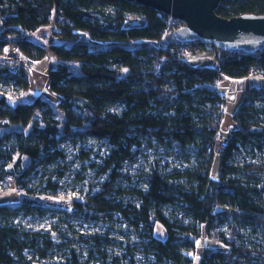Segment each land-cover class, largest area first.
Instances as JSON below:
<instances>
[{
	"label": "trees",
	"instance_id": "trees-1",
	"mask_svg": "<svg viewBox=\"0 0 264 264\" xmlns=\"http://www.w3.org/2000/svg\"><path fill=\"white\" fill-rule=\"evenodd\" d=\"M216 13L222 18L264 15V0H223ZM59 16L69 23L55 35L70 42V47L46 48L26 39ZM0 20V37L16 36L29 62L44 59L49 51L60 61L48 74L49 89L59 98L56 105L42 97L32 103L7 99L8 94L21 99L30 82L24 67L17 72L8 64L0 67V81L8 87L0 96L7 116L0 119V188L6 190L14 182L23 191L25 179L36 173L41 161L64 160L59 149L63 126L64 136L75 141L93 138L110 146L102 167V173L110 172L109 180L86 201H74L72 209L104 225L119 216L132 234V241L124 244L109 233L69 230L72 241L59 243L50 231H21L6 221L8 216L45 215V207L31 195L19 206L0 205V264H45L55 257L54 264H124V260L128 264H193L187 252L197 248L203 225L209 237L228 251L209 249L200 264H264V163H231L240 146L264 148V108L257 106L264 102V88L246 90L233 115L236 129L222 151L217 150L227 115L217 80L223 75L241 79L254 73L264 77V50L247 54L198 42L177 43L167 32L182 27V22L171 23L170 17L132 0H0ZM81 32L88 34L91 44L80 41ZM132 41L144 43L134 50L121 45ZM98 42L113 44L97 50L92 43ZM185 45L192 54L215 53L219 68L191 66ZM5 46L0 39V56ZM72 62L81 63L79 74L71 71ZM11 134L17 139L8 146ZM145 139L160 146L171 142L184 149L193 147L196 165L164 174L157 161L143 174L142 187L117 188L124 165L138 160ZM218 152L220 176L214 179L211 172ZM25 160L28 165L23 167ZM58 174L63 177L62 171ZM39 188L40 194H54L59 183L41 181ZM166 207L179 208L192 223L169 218ZM70 215L63 213L62 222H68ZM225 220H235L227 235L216 231ZM241 222L262 229L258 247L238 244ZM157 224L166 231L164 240L156 236ZM76 242L86 249L73 247ZM118 250L125 254L118 256Z\"/></svg>",
	"mask_w": 264,
	"mask_h": 264
},
{
	"label": "rangeland",
	"instance_id": "rangeland-1",
	"mask_svg": "<svg viewBox=\"0 0 264 264\" xmlns=\"http://www.w3.org/2000/svg\"><path fill=\"white\" fill-rule=\"evenodd\" d=\"M143 43V41H132L121 43V45L134 50ZM112 44L113 42H98L92 43V46L97 50H104ZM194 55L188 54L187 57ZM3 58L5 59L4 56ZM16 62H18L17 59ZM8 63L15 66L14 62L8 61ZM19 63L21 64H19L20 67L31 68L32 65V62H29L25 57L22 61H19ZM80 64V62L70 63V69L74 74H79ZM221 83L222 82L219 84ZM229 83L230 82L221 84L219 89L223 87L228 88ZM2 89H8V87L0 81V96L4 93ZM23 94L20 95V98H22ZM41 97L53 105L59 102V98L55 99L51 93ZM7 99H12L13 103L20 100L14 95H10ZM257 106L264 108V102L257 103ZM0 107H2L0 108V119H7L4 113L6 111L5 107ZM233 121L231 116L226 115L220 131V136H222L224 140H219L217 145L218 151H222L223 145L226 143V138L235 131L236 124ZM30 128L31 125L25 130V134L29 132ZM62 130L63 126L60 127L59 149L64 153V160H60L54 164L48 163L45 160L41 161L35 170L36 173L31 174L30 178L27 177L28 179H25L27 184L23 191L20 190L14 182L6 190L0 188V205H11L12 207L19 206L25 197L29 198L31 195H35V201L45 207V215L24 216L20 213L8 216L6 221H9L21 231H50L52 232L53 238L59 243L72 241L69 230H74L86 235L97 232L102 234L109 233L111 237L116 238L118 241L124 244L129 243L132 241L131 229L119 216H115L112 221L104 225L102 221L94 219L91 216L85 217L82 214H77V212L72 209L74 201H86L92 195L99 193L102 190V185L109 180L110 172L107 174L102 173V167L104 159L109 154L110 146L102 140L93 138L75 141L70 137L64 136ZM9 137L7 145L12 146L16 143L17 138L15 134H11ZM221 157L222 156H219L213 165L211 177L214 179H218L220 176ZM157 161L160 163L163 173L170 174L173 171L185 170L195 166L196 152L193 147L184 149L177 143L171 142L164 146H160V144L154 140L145 139L138 160L124 165L122 169L124 177L117 182L116 187L123 189L142 187L144 184L143 174ZM231 163L233 165L264 163V148L259 151L252 145L248 147L240 146L234 153ZM27 165L28 161L25 160L23 167ZM59 171L63 173L62 178H59ZM49 180L53 183L58 182L59 189L54 194H40L41 190L39 188V183L42 181L46 184ZM126 200L128 202L132 201L129 196L126 197ZM221 207L223 208L225 205ZM66 212H69L71 215L68 222L63 223V213ZM164 212L169 218L178 219L186 225L192 223L191 219L187 218L179 208L166 207L164 208ZM234 223L235 220L220 222L217 225L216 231L220 234L227 235L229 227ZM155 231L157 238L161 240L166 238V231L160 224L156 225ZM239 233L240 237L237 238L238 244H245L250 248H256L261 244L262 229L260 227L241 222ZM200 234L201 239L196 241L197 248L194 251L187 252V255L193 259V264H200L201 258L206 251H228V248L209 237L206 226L203 225L200 227ZM73 247L78 248L81 252L86 249L84 244L78 242L74 243ZM123 254H125L124 250L117 251L118 256ZM57 258L58 257H55L53 261L56 262ZM54 262L51 260L45 262V264H54ZM147 263L148 261L144 262V264ZM124 264H128V262L124 260Z\"/></svg>",
	"mask_w": 264,
	"mask_h": 264
},
{
	"label": "water",
	"instance_id": "water-1",
	"mask_svg": "<svg viewBox=\"0 0 264 264\" xmlns=\"http://www.w3.org/2000/svg\"><path fill=\"white\" fill-rule=\"evenodd\" d=\"M184 25L172 32L180 44L201 43L224 51L254 54L264 50V15L222 18L223 0H132Z\"/></svg>",
	"mask_w": 264,
	"mask_h": 264
},
{
	"label": "crops",
	"instance_id": "crops-1",
	"mask_svg": "<svg viewBox=\"0 0 264 264\" xmlns=\"http://www.w3.org/2000/svg\"><path fill=\"white\" fill-rule=\"evenodd\" d=\"M2 29V22L0 20V32ZM56 31L52 30L48 26L39 28L33 33L27 34L25 37L29 41L49 48L51 45H64L66 44L70 47V42H65L55 35ZM80 41L91 44L90 37L88 34L81 32ZM188 63L196 68H219L220 63L217 59L215 53L210 51H204L194 56L186 57ZM58 58L52 53L48 52L46 57L40 61L32 62L31 68L24 67L29 78L30 88L24 92L21 101L25 103H32L37 97L47 96L48 94H53L49 89L48 74L49 72L57 67L59 64ZM9 65L12 72H17L19 67L8 63L3 55L0 56V67L4 65ZM229 83L228 88L223 87L219 89V86L223 83ZM221 84H217L218 92L226 99L225 112L227 115L231 116L237 111L242 98L249 88H264V77H253L249 76L241 79L224 78ZM55 99L57 98L54 94ZM27 99V100H26ZM234 122V121H233ZM228 138V137H227Z\"/></svg>",
	"mask_w": 264,
	"mask_h": 264
},
{
	"label": "built area",
	"instance_id": "built-area-1",
	"mask_svg": "<svg viewBox=\"0 0 264 264\" xmlns=\"http://www.w3.org/2000/svg\"><path fill=\"white\" fill-rule=\"evenodd\" d=\"M171 19V18H170ZM175 21L173 19H171V23ZM69 21L66 17L64 16H59V17H54V19L52 20V22L47 25L49 28H51L52 30L58 32L61 30L62 27L68 25ZM168 34L172 35V32L168 31L167 32ZM0 39H3L4 41H6V46L4 47V54L3 56L5 57L6 60H8L9 62H14L15 66L17 67H20V63L19 61H22V59H24V56L22 55L19 47H18V44H17V37L12 35V34H6L5 36H2L0 37ZM156 44L158 45H162L164 48H167V45L162 43V42H157ZM171 51L173 52L174 49L171 48ZM184 53L186 56H188V54H192L191 51L188 50V45H185V48H184ZM194 55V54H192ZM16 59L18 62H16ZM20 64V65H19ZM251 76H255V77H258L259 75L254 73L253 75ZM226 78V76H222L221 79L217 80V84H219L220 82H222V80ZM23 94V92L21 93ZM7 98L10 97V95H6ZM222 139L223 140V137L222 136H219V140ZM217 156H221V153H217Z\"/></svg>",
	"mask_w": 264,
	"mask_h": 264
}]
</instances>
